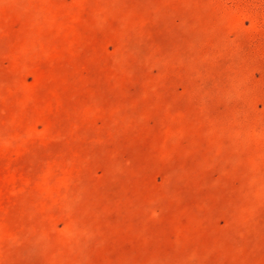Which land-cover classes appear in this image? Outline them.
<instances>
[{
    "label": "rangeland",
    "instance_id": "374dc122",
    "mask_svg": "<svg viewBox=\"0 0 264 264\" xmlns=\"http://www.w3.org/2000/svg\"><path fill=\"white\" fill-rule=\"evenodd\" d=\"M0 264H264V0H0Z\"/></svg>",
    "mask_w": 264,
    "mask_h": 264
}]
</instances>
